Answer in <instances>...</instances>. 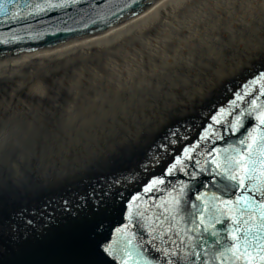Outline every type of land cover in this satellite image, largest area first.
<instances>
[{"label":"water","instance_id":"95a60500","mask_svg":"<svg viewBox=\"0 0 264 264\" xmlns=\"http://www.w3.org/2000/svg\"><path fill=\"white\" fill-rule=\"evenodd\" d=\"M148 1L140 0L137 4L133 0H79L62 8L45 6V11L37 14V10L28 5H44V0H3L6 10H0V55L97 32L137 12ZM51 2L59 4L62 0ZM261 92H264V76L242 92L241 100L228 99L221 104L215 116L221 123L209 120L202 132L178 140L164 161L148 170L141 167L145 163L143 156L147 154L144 151L104 164L96 171L68 178L53 188L27 189L25 193L0 189V224L8 228L4 236H0V264H77L82 248L96 239L90 227L84 224V213L88 209L77 207L81 198L90 195L93 189L97 194L107 190L113 179L132 172L138 176L134 182L115 185L113 190L122 192L123 197H115L116 211L104 217L102 231V238L118 247L131 241L135 259L129 260V264L137 261L145 264L146 260L150 264H264V208L261 207L264 204V176L261 175L264 145L252 144L249 160L247 145L252 143L251 138L244 145L239 143L250 131L259 140V121L253 115L245 119L244 128L239 132L233 134L229 130V121H234L239 112L250 110L253 101L256 106L264 105ZM177 129L179 133L184 131L186 122L180 123ZM201 135L209 138L201 141ZM197 142L200 146L190 150L191 159H187L184 148ZM234 148L241 149L238 155L233 152ZM234 155L236 160L243 157L247 167L255 168L250 174L252 178L245 179L244 186L239 182V176L244 174V163L232 172L237 176L235 182L227 181L222 175L226 174L225 162L231 163ZM128 161L131 162L122 167ZM173 163V174L164 175ZM217 163L221 164L220 168ZM201 168L205 171L201 172ZM193 172L195 180L191 179ZM153 177H161L164 183L145 193V186ZM226 184L231 186L224 192L221 189ZM198 194H204L209 200L216 196L229 202L225 205L220 200L215 201L219 211H213L223 223L216 224L215 219L208 218L207 212L204 225L199 224V216L195 218L196 225L191 223L192 204L204 206L202 201L196 200ZM133 196L138 198L132 202L133 210L138 207L143 215L129 220L125 218L126 206ZM65 199L71 201L67 212L63 207ZM179 199H182V210L178 212L175 200ZM88 219H92L90 212ZM212 224H215L214 229L210 227ZM211 231L218 232V236H212ZM136 252L140 255L136 256ZM106 264H119V261L106 259Z\"/></svg>","mask_w":264,"mask_h":264},{"label":"rangeland","instance_id":"374dc122","mask_svg":"<svg viewBox=\"0 0 264 264\" xmlns=\"http://www.w3.org/2000/svg\"><path fill=\"white\" fill-rule=\"evenodd\" d=\"M246 18L248 21L222 32L230 33V37H218L210 44L212 49H199L205 44L196 39L200 45L197 47L195 43L192 49L196 52L186 57L198 62L211 56L215 62L219 58L229 60L242 57L244 52L264 49V8H258ZM185 63L188 64L187 61L164 64L163 70L152 74L143 69L147 77L135 74L123 82L102 80L99 84L95 82L99 78L93 77L85 87L78 84L79 89L64 88L58 94L68 97H57L56 113L51 110L50 116L39 114L40 107L47 108L42 100H33L30 105L23 98L20 104L0 100V108H4L5 113L0 116V187L13 192L16 188L31 189L42 177L64 181L144 151L147 152L143 156L146 163L149 152L180 123L186 122V129L179 133L178 140L202 132L221 110L223 102L237 99L238 93L242 94L260 78L264 70V51L251 65L244 66L237 75L225 79L222 86L214 87L198 104L188 108L186 103L174 99L176 91L187 88L191 81L188 78L196 76L192 79L194 82L204 78L202 74L209 72L210 66L198 70L194 64L186 67ZM186 75H189L187 79ZM89 93L94 99L78 101L80 96L87 98ZM26 108L33 112L23 116ZM130 162H124L122 167Z\"/></svg>","mask_w":264,"mask_h":264},{"label":"bare ground","instance_id":"6f19581e","mask_svg":"<svg viewBox=\"0 0 264 264\" xmlns=\"http://www.w3.org/2000/svg\"><path fill=\"white\" fill-rule=\"evenodd\" d=\"M258 8H264V0H149L137 12L97 32L49 46L0 55V100L20 104V98H23L28 105L33 100H42L47 108L40 107L39 114L50 116L49 111L56 113L57 97H68L64 93L58 94L59 90L79 89L76 87L78 84L85 87L93 77L99 78L95 80L99 84L102 80L108 83L109 80L123 82L132 79L135 74L147 77L142 73L143 69L147 70V74H152L155 70H163L164 64L187 61L198 70H206L210 66V71L202 74L204 78L197 82L192 80L196 76H184L191 80L189 85L182 91H176L177 96H173L177 101L186 103L187 108L195 106L214 87L222 86L225 79L237 75L244 66L251 65L254 58L264 51L254 49L244 52L242 57L229 60L219 58L215 62L209 56L210 59L201 58L195 62L190 57L196 52L192 49L194 44L197 43V47L200 45L196 39L203 40L205 44L199 49H212L210 44L218 37H230V33L222 32L248 21L246 16L253 15ZM188 55L190 57L187 58ZM188 64L185 63V66L189 67ZM149 67H153L154 71ZM91 94L87 98L80 96L78 101L94 99L95 96ZM3 110L0 108L1 117L5 116ZM26 110L23 116L33 112ZM65 181L42 177L31 189H49ZM15 190V193L27 192L25 188Z\"/></svg>","mask_w":264,"mask_h":264},{"label":"snow or ice","instance_id":"6c2138e0","mask_svg":"<svg viewBox=\"0 0 264 264\" xmlns=\"http://www.w3.org/2000/svg\"><path fill=\"white\" fill-rule=\"evenodd\" d=\"M8 2H12V0H8ZM79 0H62L59 4H54L51 2V0H44V5H41L39 3L28 5V7H32L37 10L38 12L45 11V6L48 9L52 8H62L66 7L71 4L78 3ZM140 0H133V3H139ZM0 10H6L3 6V0H0ZM261 76H264V73L260 74ZM243 95H249V93H244ZM261 96H264V92L260 93ZM242 96L240 93L237 94V100H241ZM231 115V113H230ZM255 115V118L259 121L260 129L259 132V140H257V137L253 135V132H248L247 136L244 139H241L239 141L240 145H244L246 140L251 138L252 143L248 144L247 147L250 150L249 151V160L252 159V144H261L264 145V105L256 106L255 101L250 105V110L248 111H241L236 115V118L234 121H229V130L231 133L235 134L239 132L242 128H244V121L247 117ZM213 121L216 123H221L217 118L214 116ZM255 131V130H253ZM179 138V130L172 131L169 136H166L164 140H162L160 143H158L155 147V150H152L147 155V162L143 163L141 167L144 170H148L149 168L156 167L160 165L164 159L170 154V149L175 146L178 143ZM209 137H206L204 135H201V141L208 139ZM222 138V137H221ZM200 143L197 142L196 145H188V147L184 148L183 152L186 155L187 159H191V155H189L190 150H195V148L199 147ZM241 149H233V152L235 155H238ZM235 155L232 158V162H225L224 167L226 170V174L224 175V178L229 182H235L237 180V176L232 174V172L235 170V168L239 167L241 163H244L245 167L243 169L244 174L239 176V182L241 186H244L245 179L252 178L251 173L255 171L254 166L252 168L247 167V161H244L243 157L240 158V160L235 159ZM180 159L179 156L176 157V160L178 161ZM216 163V161H213ZM255 164V161H253V165ZM221 164L217 163V168H220ZM175 169V163L172 165H169L164 175H171L173 174V171ZM201 172L205 171L204 168L200 169ZM187 174V173H186ZM221 174V173H218ZM191 179H196V173L193 172L190 174ZM261 175L264 176V172H261ZM138 178L137 174L135 172L129 173L127 176H123L118 179H113L111 184H109L107 190H102L99 194L96 193V190L93 189V192L85 197L81 198V203L77 205V207L81 210L88 209V212L84 213V224L85 227H90L91 234L96 237L94 241H89L81 250L79 254V259L77 261V264H106V259H113L118 260L119 264H129V260L135 259L133 255L134 249L131 247V241H128L123 247H118L114 245L111 241H107L102 238V231L104 228V217L110 213L116 211V196L123 197L122 192L114 191L115 185L120 183H129L134 182ZM164 180L161 177H153V179L145 186V193L151 192L155 190V186L157 184H163ZM230 184H226L221 189L224 192H227L230 189ZM187 186H185L186 188ZM184 191V189H182ZM137 197L133 196L132 200L129 201L128 205L126 206L128 211L126 213L125 218L126 219H133V217L137 215H143L139 211L138 207H135V210H133L134 205L133 201H137ZM197 201H202L203 207H198L196 203L192 204V211L189 213V215L192 217L191 223L196 225V217L199 216V224L204 225L205 224V215L204 213H208L209 219H215L216 224L223 223L222 219H219L215 216V212L219 211V209H216L215 201L220 200L221 203H224L227 205L228 201H223L220 197L213 196L211 200L207 199L204 194H198L196 196ZM182 203V199L175 200V205L177 211H181L180 205ZM71 206V201L65 199L63 201V207L64 210L67 212ZM262 208H264V204L261 205ZM89 212L91 214L92 219H88ZM73 215H76L75 212L72 213ZM223 215V213H221ZM29 223H32V221H29ZM127 228V225L124 226ZM212 229L215 228V224L210 225ZM194 230V229H193ZM117 232L120 231V229H116ZM205 231H208V227L205 228ZM212 236H218V232L211 231ZM155 239V237H153ZM151 242V241H149ZM216 243H219V240L216 241ZM167 255V253H165ZM136 256H139L140 253L136 252ZM136 264H139V261L136 262ZM145 264H150L149 261H145Z\"/></svg>","mask_w":264,"mask_h":264},{"label":"flooded vegetation","instance_id":"af4514ba","mask_svg":"<svg viewBox=\"0 0 264 264\" xmlns=\"http://www.w3.org/2000/svg\"><path fill=\"white\" fill-rule=\"evenodd\" d=\"M8 231V228H4L3 225L0 224V236H4L5 232Z\"/></svg>","mask_w":264,"mask_h":264}]
</instances>
